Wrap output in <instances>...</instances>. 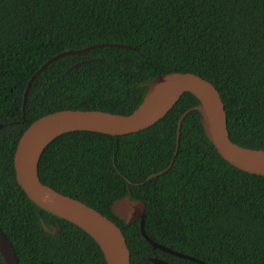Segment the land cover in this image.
Returning <instances> with one entry per match:
<instances>
[{"label":"trees","instance_id":"trees-1","mask_svg":"<svg viewBox=\"0 0 264 264\" xmlns=\"http://www.w3.org/2000/svg\"><path fill=\"white\" fill-rule=\"evenodd\" d=\"M102 43L135 49L99 47L39 72L59 53ZM176 71L213 82L231 139L264 149V0H0V228L19 264H106L90 234L38 206L18 184L14 154L23 132L65 109L130 114L151 79ZM35 74L24 120V93ZM199 103L186 92L164 118L137 132L64 133L43 152L40 178L114 220L132 264H153L154 255L200 263L154 250L140 219L118 218L112 205L127 194L146 203L145 227L154 240L210 264H264V176L225 160L198 110L182 122L172 166L148 179L169 167L179 119Z\"/></svg>","mask_w":264,"mask_h":264},{"label":"water","instance_id":"water-1","mask_svg":"<svg viewBox=\"0 0 264 264\" xmlns=\"http://www.w3.org/2000/svg\"><path fill=\"white\" fill-rule=\"evenodd\" d=\"M105 46L135 49L129 44L102 43L80 50L64 51L47 61L39 72L45 70L54 60L66 55L81 54ZM85 62H91V60ZM81 63L74 64L72 68L78 67ZM35 78L36 74L30 79L24 93V120L26 119L27 97ZM147 87L142 102L130 114L95 109H65L40 117L23 132L14 154L17 182L29 198L41 208L73 222L90 234L99 244L106 264H132L131 250L123 229L101 211L78 198L58 191L44 183L40 178L39 162L42 154L58 136L79 130L113 135L137 132L164 118L184 93L191 92L199 99L200 103L187 109L179 119L176 150L172 162L163 171L149 175L148 179L163 174L172 166L179 150L182 122L192 110L200 112L201 122L207 137L225 160L244 171L264 176V149L243 146L231 139L225 102L213 82L193 72L176 71L158 75L147 83ZM2 126L3 124L0 123V128ZM112 210L118 218L127 223L140 219L141 233L154 250L160 249L200 264H210L199 257L175 250L154 240L146 231V203L143 200L132 198L131 194H127L114 201ZM43 227L45 230L51 231L44 222ZM52 232L54 234L61 233V229L55 227ZM0 254L5 264H19L13 244L1 228ZM148 258L153 264H173L157 255L148 256ZM41 264L57 263L47 260L42 261Z\"/></svg>","mask_w":264,"mask_h":264},{"label":"flooded vegetation","instance_id":"flooded-vegetation-1","mask_svg":"<svg viewBox=\"0 0 264 264\" xmlns=\"http://www.w3.org/2000/svg\"><path fill=\"white\" fill-rule=\"evenodd\" d=\"M48 227H49V226H48ZM55 227L60 228V227H58V226H51V227H49L50 230H51V231H49V232L53 233L52 230H53V228H55ZM60 229H61V228H60ZM57 233H59V232H57ZM57 233H55V234H57ZM53 234H54V233H53ZM60 234H62V233H60ZM82 252H83V254H84V253H85V250H82Z\"/></svg>","mask_w":264,"mask_h":264}]
</instances>
